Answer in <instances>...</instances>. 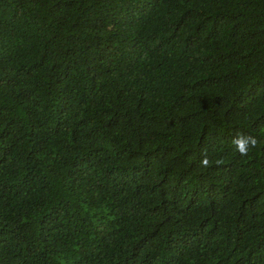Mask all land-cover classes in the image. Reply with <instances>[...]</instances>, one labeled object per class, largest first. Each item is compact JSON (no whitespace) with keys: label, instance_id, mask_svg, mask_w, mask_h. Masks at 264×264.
I'll use <instances>...</instances> for the list:
<instances>
[{"label":"trees","instance_id":"obj_1","mask_svg":"<svg viewBox=\"0 0 264 264\" xmlns=\"http://www.w3.org/2000/svg\"><path fill=\"white\" fill-rule=\"evenodd\" d=\"M0 264H264V0H0Z\"/></svg>","mask_w":264,"mask_h":264},{"label":"clouds","instance_id":"obj_2","mask_svg":"<svg viewBox=\"0 0 264 264\" xmlns=\"http://www.w3.org/2000/svg\"><path fill=\"white\" fill-rule=\"evenodd\" d=\"M233 144L235 145L236 150L239 151L241 155H247L249 145L254 147L257 144V140L255 137L244 136L240 134L236 138H234ZM209 163L210 162L206 157L202 160V164L205 167L209 166Z\"/></svg>","mask_w":264,"mask_h":264}]
</instances>
